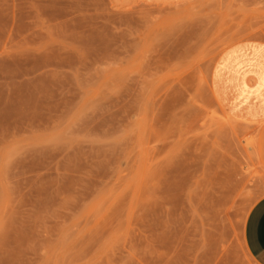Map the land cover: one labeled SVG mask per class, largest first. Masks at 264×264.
Returning a JSON list of instances; mask_svg holds the SVG:
<instances>
[{"label":"rangeland","instance_id":"374dc122","mask_svg":"<svg viewBox=\"0 0 264 264\" xmlns=\"http://www.w3.org/2000/svg\"><path fill=\"white\" fill-rule=\"evenodd\" d=\"M264 0H0V264H256Z\"/></svg>","mask_w":264,"mask_h":264},{"label":"crops","instance_id":"0c3cea01","mask_svg":"<svg viewBox=\"0 0 264 264\" xmlns=\"http://www.w3.org/2000/svg\"><path fill=\"white\" fill-rule=\"evenodd\" d=\"M264 104L261 100L254 106ZM246 251L256 264H264V197L258 200L249 211L243 230Z\"/></svg>","mask_w":264,"mask_h":264}]
</instances>
